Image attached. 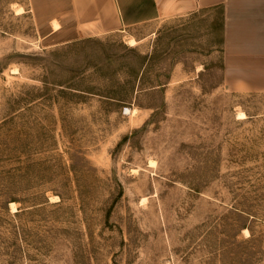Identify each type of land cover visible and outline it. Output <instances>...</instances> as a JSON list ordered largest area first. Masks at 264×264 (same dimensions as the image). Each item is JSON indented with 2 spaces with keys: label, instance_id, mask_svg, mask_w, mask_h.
<instances>
[{
  "label": "rangeland",
  "instance_id": "obj_1",
  "mask_svg": "<svg viewBox=\"0 0 264 264\" xmlns=\"http://www.w3.org/2000/svg\"><path fill=\"white\" fill-rule=\"evenodd\" d=\"M222 28L66 42L0 0V264H264V90L225 77Z\"/></svg>",
  "mask_w": 264,
  "mask_h": 264
},
{
  "label": "crops",
  "instance_id": "obj_2",
  "mask_svg": "<svg viewBox=\"0 0 264 264\" xmlns=\"http://www.w3.org/2000/svg\"><path fill=\"white\" fill-rule=\"evenodd\" d=\"M30 4L49 32L66 42L221 7L225 77L236 90H264V0H30Z\"/></svg>",
  "mask_w": 264,
  "mask_h": 264
},
{
  "label": "bare ground",
  "instance_id": "obj_3",
  "mask_svg": "<svg viewBox=\"0 0 264 264\" xmlns=\"http://www.w3.org/2000/svg\"><path fill=\"white\" fill-rule=\"evenodd\" d=\"M17 12L18 13H21V12H24V9H23V7H18L17 8ZM54 25H55V27H57L58 26V23L57 22H54ZM129 43L131 44V45H136L137 44V40L136 39H134V38H131L130 40H129ZM130 112H132L133 114H136L137 112H138V109H131V111ZM238 116L239 117H247L246 116V113L245 112H240V113H238ZM248 230V229H247Z\"/></svg>",
  "mask_w": 264,
  "mask_h": 264
}]
</instances>
